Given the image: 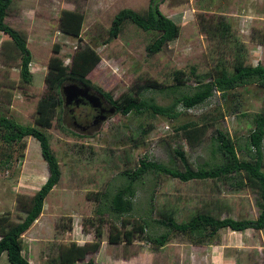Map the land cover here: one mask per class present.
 Here are the masks:
<instances>
[{
  "label": "rangeland",
  "instance_id": "1",
  "mask_svg": "<svg viewBox=\"0 0 264 264\" xmlns=\"http://www.w3.org/2000/svg\"><path fill=\"white\" fill-rule=\"evenodd\" d=\"M157 1L161 11L180 26V33L158 53L148 54L146 45L156 32L143 31L130 21H125L116 38L104 40L119 9L143 12L150 0H14L5 21L25 33L32 54V81L21 80L20 55L15 49L9 52L11 42L1 45L6 36L0 31V116L36 126L41 103L48 97L57 101L62 95L61 88L51 89L45 81L47 63L55 55L57 44L56 54L66 65L71 64L77 47L98 53L100 61L87 76L98 94L108 92L112 99H119L132 93L139 98L152 97L160 105L170 104L177 93L169 88L162 92L155 84L169 87L176 83L175 78H180L183 83L178 92L191 93L197 81L214 74L216 64H224L231 71L237 63L264 66V0ZM63 9L84 14L79 36L59 30ZM200 13L203 20H212L218 26L216 22L222 17L229 23L227 36L211 37L203 31L198 21ZM176 71L182 73L177 75ZM263 107L264 88L249 84L230 91L226 99L217 92L194 108L178 105L176 118L153 116L150 112H107L103 120L81 130L67 127L70 119L66 118L65 123L59 120L61 109L57 104L51 127L40 128L49 137L61 177L46 196L41 214L22 234L23 255L32 264H44L57 260L60 251L72 241L80 246L99 240L98 249L87 254L85 260L93 259L99 264H264V228L221 229L202 243L173 233L164 246L157 248L137 235L129 244L111 242L113 216L97 213L98 205L104 202L102 194H113L117 186L125 183L122 173L133 171L141 158L168 162L174 156L172 149L179 146L194 168L213 162L210 143L214 129L227 131L242 145L253 128V115ZM191 121L205 125L197 143L187 142L179 130ZM22 142L24 145L9 146L0 137V217L11 223L23 219L31 197L49 174L38 141L28 136ZM135 184L136 220L150 207L151 219L172 211L177 221L187 220L196 211L234 219H255L260 211L257 192L235 189L223 180L183 182L147 172ZM131 221L127 229L135 220ZM0 264H10L5 252Z\"/></svg>",
  "mask_w": 264,
  "mask_h": 264
},
{
  "label": "trees",
  "instance_id": "2",
  "mask_svg": "<svg viewBox=\"0 0 264 264\" xmlns=\"http://www.w3.org/2000/svg\"><path fill=\"white\" fill-rule=\"evenodd\" d=\"M13 1L0 0V31L6 36L1 41V45L11 42L9 44V52L13 49L18 51L20 55L18 65L20 78L23 82L30 83L32 81V72L29 65L32 61V54L27 47L25 33L17 31L5 21ZM162 1L160 0V2ZM202 14H199L198 21L203 31H206L211 37L225 38V35L227 36L229 23L223 21L222 17H220L216 22L219 24L218 26L212 20H203ZM83 21L84 14L82 12L63 9L59 14V30L67 35L79 36ZM125 21H130L143 31L156 32L157 35L146 45L148 54L158 53L167 42L174 40L180 33V26L161 11L159 2L150 0L143 12L127 7L119 9L111 19V25L107 30V37L104 41L109 42L116 38L120 34ZM54 51L56 53L59 51L58 44L55 45ZM56 53L49 58L47 63L45 81L51 89L60 91L61 86L66 82H77L93 88L87 76L100 61V56L94 49L77 47L70 65H66ZM213 71L214 74H211L210 78L197 81L191 93L178 92V88L183 83L180 78H177V80L175 78L176 83L169 87L155 84L156 89L162 92L169 88L172 93H177L168 105H160L152 97L139 98L132 93H127L119 99H112L108 92L100 91L97 87L94 88L100 91L102 97L115 108V112H120L123 115L132 112L136 114L150 112V115H160L167 118L177 117L179 114L178 105H181L184 109L194 108L204 103L217 92L226 99L230 91L249 84H256L264 88V66L261 64L247 67L237 63L231 71L226 65L219 63L215 65ZM175 73L180 75L182 71H176ZM57 104L61 109V114L58 115V118L65 123L64 114H62V95L57 101L48 97L41 103L35 120L36 126L23 125L3 115L0 116V137L2 141L9 146L17 143L24 145L22 141L25 137L31 136L35 138L39 143L41 155L47 164L49 173L45 182L31 197L30 206L25 210V216L21 221L11 223L5 217H0V256L5 252L10 264H32L22 254V234L41 214L46 196L61 177L59 162L51 149L49 137L40 128L51 127ZM246 115V113L242 114V116ZM204 126H199L195 121H191L183 124L179 127V130L182 131L187 142L197 143L202 137ZM263 141L264 107L260 112L253 115V128L250 129L242 145L233 140L227 131H222L218 128L214 129L210 143V153L213 162H205L194 168L184 149L179 146L172 149L174 156H171L168 162L148 160L147 157L141 158L138 167L133 171H124L122 173L126 177L125 183L117 186L113 194L110 192L102 194L104 202L100 206L98 205L97 213L102 215L107 212L113 216V220L111 221L110 219V230L112 231L109 237L110 241L129 244L137 235L155 247L160 248L170 240L173 233L188 235L194 242L202 243L214 238L221 229L229 228L233 231L263 229ZM238 152H241L242 155H239ZM175 160L180 163L179 166ZM147 172L165 174L183 182L190 180H223L235 189L249 188L258 193L260 211L255 219L220 218L207 211H196L187 220L177 221L172 211H167L165 214L160 212L162 214L161 218L151 219L152 207H150L145 210V214L140 219L136 220V217H133L136 210V207H134L137 191L135 183L139 182L142 175ZM131 220L135 221L127 229L126 226ZM7 222L10 223L9 226L6 225ZM97 234H100V231ZM99 243L100 241L98 240L79 246L75 242H71L69 247H66L62 252L60 251L57 260L44 264H99L93 259L85 260L87 254L98 249Z\"/></svg>",
  "mask_w": 264,
  "mask_h": 264
},
{
  "label": "flooded vegetation",
  "instance_id": "3",
  "mask_svg": "<svg viewBox=\"0 0 264 264\" xmlns=\"http://www.w3.org/2000/svg\"><path fill=\"white\" fill-rule=\"evenodd\" d=\"M102 104L104 109L108 110L110 108L105 99H102ZM62 108L65 120L70 119V124L67 123V120L66 126L71 125L81 130H87L96 121L100 120L101 116H106L107 114V111L102 113L99 108L92 107L86 99L82 98L69 104H66L63 100Z\"/></svg>",
  "mask_w": 264,
  "mask_h": 264
},
{
  "label": "water",
  "instance_id": "4",
  "mask_svg": "<svg viewBox=\"0 0 264 264\" xmlns=\"http://www.w3.org/2000/svg\"><path fill=\"white\" fill-rule=\"evenodd\" d=\"M61 94L66 104L73 101L77 102L82 98L86 99L92 107L99 108L102 113L104 111H107L110 114L115 112V108L113 106H111L108 110L104 109L102 107L103 104L101 96L92 92L90 87L77 82H67L63 84L61 87ZM100 118V120H103L105 116H101Z\"/></svg>",
  "mask_w": 264,
  "mask_h": 264
},
{
  "label": "clouds",
  "instance_id": "5",
  "mask_svg": "<svg viewBox=\"0 0 264 264\" xmlns=\"http://www.w3.org/2000/svg\"><path fill=\"white\" fill-rule=\"evenodd\" d=\"M66 83H67V82H66ZM64 84H65V83H64ZM79 84H80V83H79ZM61 87H62V86H61ZM88 87H90V86H88ZM90 90H91L92 92H95V91H93V90H92V88H91V87H90ZM95 93H96V94H98L97 92H95ZM98 95H100V94H98ZM100 96H101V99H103V100H104V98L102 97V95H100ZM62 99H63V97H62ZM110 107H111V105H110ZM44 182H45V181H44ZM44 182H43V183H44ZM43 183H42V184H43Z\"/></svg>",
  "mask_w": 264,
  "mask_h": 264
},
{
  "label": "crops",
  "instance_id": "6",
  "mask_svg": "<svg viewBox=\"0 0 264 264\" xmlns=\"http://www.w3.org/2000/svg\"><path fill=\"white\" fill-rule=\"evenodd\" d=\"M73 242V241H72ZM23 243V242H22ZM22 254H23V249H22ZM30 260V258H28Z\"/></svg>",
  "mask_w": 264,
  "mask_h": 264
}]
</instances>
